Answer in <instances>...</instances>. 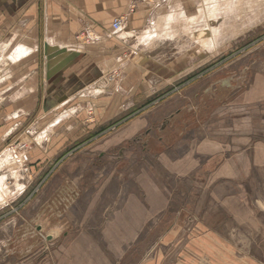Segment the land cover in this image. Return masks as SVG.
<instances>
[{"label":"rangeland","instance_id":"1","mask_svg":"<svg viewBox=\"0 0 264 264\" xmlns=\"http://www.w3.org/2000/svg\"><path fill=\"white\" fill-rule=\"evenodd\" d=\"M183 2L157 42L126 51L142 88L114 91L124 66H100L110 118L79 100L78 130L48 163L28 160L52 118L38 100L33 133L8 145L25 192L10 185L0 204V264L171 263L208 227L238 261L264 260V0Z\"/></svg>","mask_w":264,"mask_h":264},{"label":"crops","instance_id":"2","mask_svg":"<svg viewBox=\"0 0 264 264\" xmlns=\"http://www.w3.org/2000/svg\"><path fill=\"white\" fill-rule=\"evenodd\" d=\"M183 1L0 0V158L11 152L8 145L19 136L20 130L26 127L28 134L33 133L30 129L34 125H26L33 120L39 101L44 115L52 118L44 122L47 125L36 139V147L43 150V156L37 159L34 152L28 160L32 157L33 161L42 159L48 163L67 147L69 136L77 132L81 123L80 117L76 116L79 100L93 105V113L101 117V122L110 118V99L97 94L109 90L98 86L101 79L97 77L96 70L110 64L114 58L126 71L124 80L116 84L114 91L140 90L142 82L139 80L143 79L144 71L140 68L134 71L127 65L126 51L133 43L131 48L135 50L157 42V38H161L160 35L168 29L169 21L164 23V17L173 11L181 12L179 8ZM123 15L127 16L125 28L114 33L110 21ZM85 25L88 26L85 28ZM82 29L89 39L87 47L74 41ZM129 30L135 31L133 37L128 36ZM135 56L130 62L139 60L140 54L135 53ZM82 93L79 97L78 94ZM40 96L45 97L40 100ZM10 154L12 159L10 157V161L0 169V177L9 183L6 190L8 199L12 192L10 185L15 194L25 192L19 183L18 170L11 167L16 160ZM23 163H18V167ZM11 179L13 184L9 182ZM45 202L40 211L46 206ZM207 230L194 244H189L188 249H184L190 253L187 259L182 250L179 258L171 263L164 260L145 264H264L263 259L252 258L251 255H243L242 261H238L235 244L221 239L215 230L209 227Z\"/></svg>","mask_w":264,"mask_h":264},{"label":"bare ground","instance_id":"3","mask_svg":"<svg viewBox=\"0 0 264 264\" xmlns=\"http://www.w3.org/2000/svg\"><path fill=\"white\" fill-rule=\"evenodd\" d=\"M216 14V13H215ZM215 14L213 13V14H211V15H213V17L215 16ZM185 18V17H184ZM210 18H212V17H210ZM185 20V19H184ZM193 21H194V19H193ZM192 21V22H193ZM184 22V21H183ZM190 22V21H189ZM185 25V24H184ZM183 25V26H184ZM186 25H187V22H186ZM186 27V26H185ZM189 27V26H188ZM187 27V28H188ZM189 29V28H188ZM206 29V28H205ZM205 29H203V31L205 30ZM166 31V30H165ZM204 32H206V31H204ZM204 32H203V34H204ZM161 33V32H160ZM198 33V32H197ZM163 34V33H162ZM145 35V34H144ZM144 35H142V36H144ZM164 35V34H163ZM166 35V34H165ZM148 36V35H147ZM161 36V35H160ZM159 37V36H158ZM145 38V37H144ZM148 38H149V36H148ZM147 38V39H148ZM199 39V38H198ZM201 39V38H200ZM207 39V38H206ZM209 39V38H208ZM207 39V40H208ZM142 41H143V38L141 39ZM203 40V39H202ZM205 40V39H204ZM209 41V40H208ZM202 43V42H201ZM207 47V46H206ZM209 49V48H208ZM10 153H12V151L10 152ZM5 154L4 156H1V158H0V169H1V167H3V165L4 164H6L8 161H10V157H11V159H12V156H11V154ZM21 158V157H20ZM22 167V166H21ZM2 174V173H1ZM3 175V174H2ZM9 185V183L8 182H4V178L3 177H0V203H2V202H4L5 200H7L8 199V197H9V193H8V191H6L7 190V186Z\"/></svg>","mask_w":264,"mask_h":264},{"label":"built area","instance_id":"4","mask_svg":"<svg viewBox=\"0 0 264 264\" xmlns=\"http://www.w3.org/2000/svg\"><path fill=\"white\" fill-rule=\"evenodd\" d=\"M130 11L132 12V9H130ZM126 20H127L126 15L116 17L112 20L110 28H112V31L114 33L120 32L125 28L124 26L126 25ZM19 147H20V150H24V148H26L25 144H22ZM23 164H25V162ZM27 170L28 168L25 166L23 169V172L25 173Z\"/></svg>","mask_w":264,"mask_h":264},{"label":"water","instance_id":"5","mask_svg":"<svg viewBox=\"0 0 264 264\" xmlns=\"http://www.w3.org/2000/svg\"><path fill=\"white\" fill-rule=\"evenodd\" d=\"M70 199H72V197H70ZM67 201V200H66ZM70 201V200H69ZM50 208V206L48 204H46V206L43 208V210H41L39 212V215H41L42 212L46 211V209ZM36 226V229L37 231H40L41 230V226L40 225H35ZM47 239L50 240L51 237L50 236H47Z\"/></svg>","mask_w":264,"mask_h":264}]
</instances>
